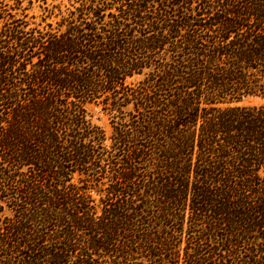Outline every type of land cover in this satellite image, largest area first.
Listing matches in <instances>:
<instances>
[{
	"label": "trees",
	"instance_id": "1",
	"mask_svg": "<svg viewBox=\"0 0 264 264\" xmlns=\"http://www.w3.org/2000/svg\"><path fill=\"white\" fill-rule=\"evenodd\" d=\"M0 264H264V0H0Z\"/></svg>",
	"mask_w": 264,
	"mask_h": 264
},
{
	"label": "rangeland",
	"instance_id": "2",
	"mask_svg": "<svg viewBox=\"0 0 264 264\" xmlns=\"http://www.w3.org/2000/svg\"><path fill=\"white\" fill-rule=\"evenodd\" d=\"M62 1L67 3V0H62ZM29 13L30 14H38L39 13L38 3L34 4L33 10H30ZM261 103H262L261 101L255 100V99H251V100L244 102V104H247V105H249V104H261ZM92 116H93L92 120L96 125L103 127L108 133L111 132L110 121L106 116H104L101 113L100 108H93L92 109Z\"/></svg>",
	"mask_w": 264,
	"mask_h": 264
}]
</instances>
